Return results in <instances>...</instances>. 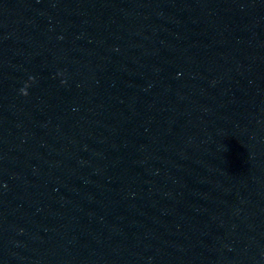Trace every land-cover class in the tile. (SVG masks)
I'll return each instance as SVG.
<instances>
[{
  "label": "clouds",
  "instance_id": "obj_1",
  "mask_svg": "<svg viewBox=\"0 0 264 264\" xmlns=\"http://www.w3.org/2000/svg\"><path fill=\"white\" fill-rule=\"evenodd\" d=\"M20 91L22 95H25V96L28 95L26 88H22Z\"/></svg>",
  "mask_w": 264,
  "mask_h": 264
}]
</instances>
